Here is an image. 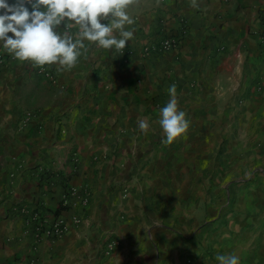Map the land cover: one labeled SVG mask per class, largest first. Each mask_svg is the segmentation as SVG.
<instances>
[{
  "label": "crops",
  "instance_id": "0c3cea01",
  "mask_svg": "<svg viewBox=\"0 0 264 264\" xmlns=\"http://www.w3.org/2000/svg\"><path fill=\"white\" fill-rule=\"evenodd\" d=\"M130 12L127 48L89 45L71 70L0 51V264H264V0H134ZM170 35L177 48L147 51ZM172 84L190 126L166 143ZM217 171L224 194L201 193ZM69 186L87 202L62 205ZM36 206L70 229L37 242L22 213ZM215 230V255H201Z\"/></svg>",
  "mask_w": 264,
  "mask_h": 264
},
{
  "label": "clouds",
  "instance_id": "9594fccd",
  "mask_svg": "<svg viewBox=\"0 0 264 264\" xmlns=\"http://www.w3.org/2000/svg\"><path fill=\"white\" fill-rule=\"evenodd\" d=\"M134 0H0V51L19 61L44 67L56 64L74 68L89 45L110 51L123 50L135 36L130 9ZM160 109L157 123L164 142L172 143L190 126L180 107L177 87ZM147 132L148 118H138ZM219 264H240L235 253L218 254Z\"/></svg>",
  "mask_w": 264,
  "mask_h": 264
},
{
  "label": "built area",
  "instance_id": "2783aa9c",
  "mask_svg": "<svg viewBox=\"0 0 264 264\" xmlns=\"http://www.w3.org/2000/svg\"><path fill=\"white\" fill-rule=\"evenodd\" d=\"M180 41L178 36H167L161 39L159 42L149 44L147 47V51H162L166 52L171 49L177 48ZM261 43L264 47V28L261 35ZM44 69H41L43 71ZM35 113L32 111H27L24 116V120L22 125L28 123L33 117ZM124 192L127 194L130 193L129 187L126 186L124 188ZM79 196L82 201L81 203L76 201L74 197ZM87 202V198L85 195H81L77 188L74 186H69L66 189V193L62 198V205L68 206V208H77L80 204H85ZM22 213L28 215V221L33 225V231L36 236L37 242L41 241L44 238L56 239L64 236V234L70 229V225L67 223V220L61 215H55L52 221H48L47 213L39 207L35 208H26L22 209ZM117 243L111 242L110 247H114Z\"/></svg>",
  "mask_w": 264,
  "mask_h": 264
},
{
  "label": "rangeland",
  "instance_id": "374dc122",
  "mask_svg": "<svg viewBox=\"0 0 264 264\" xmlns=\"http://www.w3.org/2000/svg\"><path fill=\"white\" fill-rule=\"evenodd\" d=\"M216 143H218V141H216ZM216 157H215V161L217 162V163H219V162H222V163H224L223 161H224V159H223V143L221 144V146L219 147L218 145H217V148H216ZM212 161V156L211 155H208V156H204L203 158H202V162H201V164H207V163H209V162H211ZM222 172V171H221ZM222 176V174H220V173H218V171L216 172V174L215 175H211V177H210V180H209V183L210 184H207L208 183V179H207V177H206V175H205V173H203L202 175H201V180H200V183H201V185L199 186V190H200V192L201 193H203V194H224V190L226 189V186L222 183V182H219V183H217V181H216V184H214V179L215 178H217V177H219V176ZM129 187V186H128ZM125 188V187H124ZM124 188L122 189V191L124 192ZM178 189V191L177 192H174L175 194H177V195H183V192H181V194H180V191H184L183 189H190L191 188V186H173L172 187V189ZM195 188V187H194ZM129 190H130V187H129ZM179 192V193H178ZM184 192H186V191H184ZM125 193V192H124ZM126 194V193H125ZM127 195H128V193H127ZM179 202L180 201H177V202H174V204H172V203H168L167 205H170V208H169V212L171 213L172 211H174L175 210V208H177V206H178V204H179ZM173 206H172V205ZM201 204H203V205H205V203H201ZM157 210H160V208H158V209H156V213H157ZM158 214V213H157ZM207 219H208V217H207ZM227 224V225H226ZM225 225L227 226V228H228V231H226L227 232V234H229L230 235V233L233 235V234H235V232H234V230H232V229H229V227H228V223H226ZM220 229H222V228H220ZM218 230V229H217ZM212 232H216L215 234H217L216 236H217V238H219V232H217L216 230L215 231H211V233H209L210 235H207L206 237H203L202 239H200L199 240V244L201 245V248L200 249H202L201 251H202V253H201V255H205V256H208V257H213L214 255H215V241H216V237L214 238V237H212ZM224 230H222V231H220V233H222L223 234V236H224ZM181 236H186V234H183V235H181ZM221 238H222V236H221ZM206 239V240H205ZM206 241L205 242V244H203L202 243V241ZM116 242V243H118L117 242V240H111L109 243H111V242Z\"/></svg>",
  "mask_w": 264,
  "mask_h": 264
},
{
  "label": "trees",
  "instance_id": "16d2710c",
  "mask_svg": "<svg viewBox=\"0 0 264 264\" xmlns=\"http://www.w3.org/2000/svg\"><path fill=\"white\" fill-rule=\"evenodd\" d=\"M60 210L56 212V214H59Z\"/></svg>",
  "mask_w": 264,
  "mask_h": 264
}]
</instances>
